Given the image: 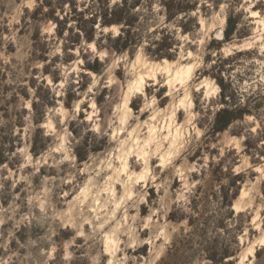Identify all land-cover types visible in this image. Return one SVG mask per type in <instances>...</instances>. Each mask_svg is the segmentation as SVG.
Instances as JSON below:
<instances>
[{
  "label": "rangeland",
  "instance_id": "rangeland-1",
  "mask_svg": "<svg viewBox=\"0 0 264 264\" xmlns=\"http://www.w3.org/2000/svg\"><path fill=\"white\" fill-rule=\"evenodd\" d=\"M167 1L0 0V264H264V0Z\"/></svg>",
  "mask_w": 264,
  "mask_h": 264
},
{
  "label": "trees",
  "instance_id": "trees-1",
  "mask_svg": "<svg viewBox=\"0 0 264 264\" xmlns=\"http://www.w3.org/2000/svg\"><path fill=\"white\" fill-rule=\"evenodd\" d=\"M165 2V1H164ZM168 3H165V5L171 4L173 5V3H176V0H169L167 1ZM105 19H109L107 18V16L105 17ZM83 21V18L81 19ZM123 19L120 17L119 19H115L110 20V21H106L108 23H117V22H121ZM102 23L103 25H106L107 23ZM128 22V21H126ZM58 28H59V34L63 35L64 31V22L62 20H58ZM127 24H130L129 22ZM228 24H229V28L226 29V31H224V35L226 39H229L230 35L233 32V22H232V18L229 17L228 19ZM81 29L83 28V25H80ZM116 43H118L119 45V49H121L122 47H126L128 45V40L125 39L124 42H121V37L117 38ZM72 45L77 44V41L75 40H71ZM118 48V47H117ZM219 85L221 86L222 90H221V95L223 97L224 103L226 104L225 107L221 108L217 114H216V118L214 120V125H213V131L214 132H220V131H224L226 130L232 123H234V121L238 120L241 116H243L245 113L249 112V110L247 108H244L241 103H235V107L229 106V102H228V98H227V88H226V83L223 79V77L221 78H217ZM229 106V107H228Z\"/></svg>",
  "mask_w": 264,
  "mask_h": 264
},
{
  "label": "water",
  "instance_id": "water-1",
  "mask_svg": "<svg viewBox=\"0 0 264 264\" xmlns=\"http://www.w3.org/2000/svg\"><path fill=\"white\" fill-rule=\"evenodd\" d=\"M220 34H223V31H221Z\"/></svg>",
  "mask_w": 264,
  "mask_h": 264
}]
</instances>
